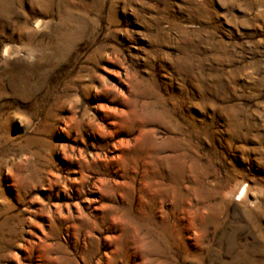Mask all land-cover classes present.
Instances as JSON below:
<instances>
[{
    "label": "rangeland",
    "instance_id": "obj_1",
    "mask_svg": "<svg viewBox=\"0 0 264 264\" xmlns=\"http://www.w3.org/2000/svg\"><path fill=\"white\" fill-rule=\"evenodd\" d=\"M0 264H264V0H0Z\"/></svg>",
    "mask_w": 264,
    "mask_h": 264
}]
</instances>
